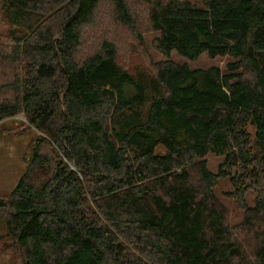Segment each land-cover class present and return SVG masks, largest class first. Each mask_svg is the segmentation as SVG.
<instances>
[{
	"label": "trees",
	"instance_id": "trees-1",
	"mask_svg": "<svg viewBox=\"0 0 264 264\" xmlns=\"http://www.w3.org/2000/svg\"><path fill=\"white\" fill-rule=\"evenodd\" d=\"M108 1L134 30L127 0ZM101 2L0 0V120L23 113L40 132L0 197L20 264H264V0H142L163 55L231 58L152 73L121 65L111 40L80 54Z\"/></svg>",
	"mask_w": 264,
	"mask_h": 264
},
{
	"label": "rangeland",
	"instance_id": "rangeland-1",
	"mask_svg": "<svg viewBox=\"0 0 264 264\" xmlns=\"http://www.w3.org/2000/svg\"><path fill=\"white\" fill-rule=\"evenodd\" d=\"M127 3L134 16V30L118 22L114 18L110 2L102 0L95 10L93 22L83 30L80 54L93 51L102 39L111 40L116 46L118 62L129 71L136 73L140 70L152 73L153 64L165 59L185 62L191 68L218 66L222 70H224L225 64L231 60L227 56L211 58L206 53H202L195 60H189L176 51H172L169 56L163 55L155 43L158 32L150 30L146 21V5L142 0H127ZM4 23L0 15V36H4V30L8 28ZM5 43L6 38L0 37V46H4ZM8 71L7 63L4 64L0 61V82ZM38 135L40 132L29 126L23 113L0 120V197L7 196L25 172ZM42 151L52 155L51 146H45ZM206 160L208 167L215 171L222 157L208 153ZM215 190L228 209L230 224L240 223L243 210L238 207L235 199L226 196V192L231 190L228 179H220ZM245 196L248 204H251L254 193L248 192ZM0 264H20L18 253L13 247L12 241L7 237L3 220H0Z\"/></svg>",
	"mask_w": 264,
	"mask_h": 264
},
{
	"label": "water",
	"instance_id": "water-1",
	"mask_svg": "<svg viewBox=\"0 0 264 264\" xmlns=\"http://www.w3.org/2000/svg\"><path fill=\"white\" fill-rule=\"evenodd\" d=\"M72 168L74 169V166H72Z\"/></svg>",
	"mask_w": 264,
	"mask_h": 264
}]
</instances>
